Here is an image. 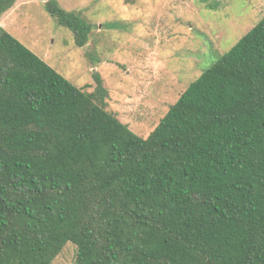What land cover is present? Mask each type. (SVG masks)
I'll use <instances>...</instances> for the list:
<instances>
[{
  "label": "trees",
  "instance_id": "obj_1",
  "mask_svg": "<svg viewBox=\"0 0 264 264\" xmlns=\"http://www.w3.org/2000/svg\"><path fill=\"white\" fill-rule=\"evenodd\" d=\"M18 0H0L1 17ZM84 47L81 11L42 0ZM0 25V264H264V17L147 138Z\"/></svg>",
  "mask_w": 264,
  "mask_h": 264
},
{
  "label": "rangeland",
  "instance_id": "obj_2",
  "mask_svg": "<svg viewBox=\"0 0 264 264\" xmlns=\"http://www.w3.org/2000/svg\"><path fill=\"white\" fill-rule=\"evenodd\" d=\"M93 25L89 42L19 0L0 25L72 84L91 93L98 73L106 110L147 138L188 86L264 17V0H58ZM67 243L52 264H76Z\"/></svg>",
  "mask_w": 264,
  "mask_h": 264
},
{
  "label": "crops",
  "instance_id": "obj_3",
  "mask_svg": "<svg viewBox=\"0 0 264 264\" xmlns=\"http://www.w3.org/2000/svg\"><path fill=\"white\" fill-rule=\"evenodd\" d=\"M19 1V0H18ZM18 1L16 3H18ZM7 13V12H6ZM2 18V17H1Z\"/></svg>",
  "mask_w": 264,
  "mask_h": 264
}]
</instances>
